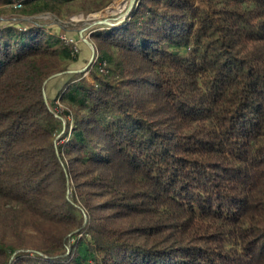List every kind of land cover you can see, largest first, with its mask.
I'll list each match as a JSON object with an SVG mask.
<instances>
[{
	"label": "trees",
	"instance_id": "obj_1",
	"mask_svg": "<svg viewBox=\"0 0 264 264\" xmlns=\"http://www.w3.org/2000/svg\"><path fill=\"white\" fill-rule=\"evenodd\" d=\"M0 0V264H264V0ZM73 40V39H72ZM61 102V107L57 102ZM60 137V138H59ZM63 141V142H62Z\"/></svg>",
	"mask_w": 264,
	"mask_h": 264
},
{
	"label": "rangeland",
	"instance_id": "obj_2",
	"mask_svg": "<svg viewBox=\"0 0 264 264\" xmlns=\"http://www.w3.org/2000/svg\"><path fill=\"white\" fill-rule=\"evenodd\" d=\"M15 2H18V0H15L13 4L4 7L5 12L3 17H10L12 18V21L16 23L26 24L27 22L31 21L32 19H26L21 15H18V12L16 11L18 8H15ZM131 3L132 0H113V2L108 7L97 13H87L77 5L74 7L75 13L72 16L64 17L62 19L51 14H40L34 17V19L47 22L50 24V26H62L66 30L67 36L76 41L80 48L78 60L74 63H71L65 73H58V76L50 79L48 82L46 87V97L48 100L56 98L58 92L63 88L66 82L70 80L76 73L86 72L84 77H86L90 82H93V78L89 72H87V70L92 64H95L98 57L97 47L91 38V33L95 28L100 26L114 27L122 24L125 21L124 16L128 12ZM100 21L110 23V25H93L94 23ZM90 24L92 25L90 26ZM83 29L85 30L82 33ZM81 34H83L84 38L88 39L93 44L95 49L94 59H92L91 48L86 43H84ZM57 104L61 107V102L58 101Z\"/></svg>",
	"mask_w": 264,
	"mask_h": 264
},
{
	"label": "water",
	"instance_id": "obj_3",
	"mask_svg": "<svg viewBox=\"0 0 264 264\" xmlns=\"http://www.w3.org/2000/svg\"><path fill=\"white\" fill-rule=\"evenodd\" d=\"M135 2H136V0H132V3H131V6H130L129 10H128V12H127V13L125 14V16H124L125 19L127 18V16L129 15V13L131 12V10H132V8H133ZM96 24H98V25H110V23H107V22H104V21L96 22V23H94L93 25H96ZM91 25H92V24H90V26H91ZM84 30H85V29L82 30V33L84 32ZM81 37H82V40L84 41V43H86V44L91 48V50H92V59H94V57H95V49H94V47H93V44H92L88 39L84 38L83 34H81ZM91 61H92V60H91ZM58 75H59V74H56V75L52 76L51 79H52V78H55V77L58 76Z\"/></svg>",
	"mask_w": 264,
	"mask_h": 264
},
{
	"label": "built area",
	"instance_id": "obj_4",
	"mask_svg": "<svg viewBox=\"0 0 264 264\" xmlns=\"http://www.w3.org/2000/svg\"><path fill=\"white\" fill-rule=\"evenodd\" d=\"M23 0H18V2H15V8L20 9L23 6ZM68 43L74 42L72 39H67Z\"/></svg>",
	"mask_w": 264,
	"mask_h": 264
}]
</instances>
